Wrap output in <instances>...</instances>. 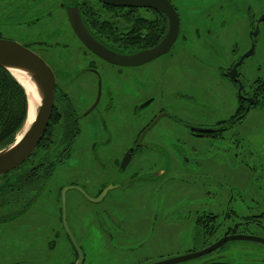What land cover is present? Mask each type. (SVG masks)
<instances>
[{
	"label": "flooded vegetation",
	"instance_id": "1",
	"mask_svg": "<svg viewBox=\"0 0 264 264\" xmlns=\"http://www.w3.org/2000/svg\"><path fill=\"white\" fill-rule=\"evenodd\" d=\"M170 1L178 11L173 0ZM74 5H79L84 22L90 32L104 45L120 53H134L157 45L164 38L170 27L169 17L164 12L151 7L117 6L104 3L100 0H62V3L60 2V8L64 9L67 22L70 25L67 7ZM247 13L250 19L255 17L253 8L250 6ZM262 14L256 19L254 27L250 29V46L240 54L237 53V47H232L233 56L235 55L239 58L234 60L230 67L228 65L220 66L225 68V73L220 75L230 80L234 88H236L238 97L235 110L230 117L224 116L226 114L225 103L224 115L215 106V90L219 87L220 92L226 93L223 85L218 86V83H216L206 89L205 96L207 100L205 104L209 111H204L203 115H201L202 113L199 115L196 107L201 100L202 89L200 88V93L197 94L195 92H191V94L183 92L181 95V91L177 88L178 79L176 75H172L169 65H163L162 63L160 65H154L152 63L156 59L169 54H187V56L191 54V50L185 44L182 46L178 44V48L175 46L176 51L171 53L176 41L180 40V36H182L181 24L179 35L171 49L156 59L140 65H119L104 59L82 42L71 25L73 33L77 37V48L72 49L69 43L65 41L66 39L64 41L57 40L54 42L56 45L57 43H62L58 47L65 50L66 64L62 76L64 78V85H61L62 88L56 86L55 106L53 110L55 117L49 126L46 139L44 143H39L32 155L26 160V164L25 161L16 169L0 176V180H4L10 173L16 174L13 180H11V184L4 185L0 188V225L25 218L28 212L39 203L43 196H45V201L51 199V192L45 193V189L58 166L64 165L66 160L75 154V151L78 153L81 152V157L83 158L80 159V166L69 169L63 167L64 172L67 171L65 173H69L72 179L61 189V206L58 212L53 208L43 207L40 218L37 215L29 218L32 221L37 219L41 223L35 222L24 225L25 227L34 226L36 236L38 232L42 234L43 239L40 241L45 240V246L48 249H52L53 247L57 248L59 244L60 247L65 245L61 242V238L63 237L61 236V231L63 230L66 237V244L70 243L75 252V260L69 264H75L79 259V255L64 223L62 190L65 186H81L90 195L88 190L94 187V181L102 182L100 186H97L99 190L93 196L98 198L107 186L113 185L116 190L121 191V193L117 194L119 198L114 199V203H116L115 201H120V199H126L127 201V195L135 192L134 189L137 186L134 184L135 182L143 186L145 184L155 183L157 184L155 187L157 192L163 189L166 183H180L184 184V187L191 186L194 188V183L202 177L206 179L213 178L221 183L220 181L226 178L224 176V166L227 164L226 158L221 159V157H227L228 146L217 144L216 142H227L228 132H231V134L232 132L242 133L240 128L235 129L234 127L241 123L251 108L256 105L257 98L255 96L259 92L257 89L259 84L258 78L256 80V83L258 82L257 86L254 88L255 95L252 93H244L246 86L244 85L242 71L240 70L242 64L236 69V78L231 77L230 71L234 68L235 63L240 57L251 48L253 43L256 45V52L258 45L256 39L259 35L260 23L264 21V18H261L262 16L264 17ZM54 16L55 14L52 10L45 15L36 16L30 21H25V23H40L44 20L43 24H45L48 19ZM256 29H258V34L251 35ZM62 33L64 34V31ZM185 38L186 36L183 35L181 39L183 40ZM22 43L39 53L48 62L42 50L51 49L50 42L41 39L35 33L29 32L28 38ZM48 43L49 45H47ZM69 48L71 50H68ZM73 54L76 57L71 58ZM71 61L74 63H71ZM49 64L54 70L55 68L52 63L50 62ZM69 65L75 67L72 69ZM69 70L71 73L77 70H80V72L70 75ZM141 76H144L146 81L155 85L154 87L150 86L153 94L132 101L130 91L137 87V84L133 83L132 80H138ZM199 76L202 75L199 73ZM87 78L91 79L88 83H86ZM115 79L120 81L118 89L122 87L124 88V92L117 89L114 95L112 86L114 87L113 82ZM240 81L243 83L241 90L242 96L239 90ZM192 83H195V79H192ZM90 86L93 91L90 89ZM71 88L74 89L70 91ZM71 94H75V96L72 97ZM76 96H78L79 100L76 99ZM221 96L225 99L224 95L221 94ZM104 98L106 103L103 106L102 101ZM241 101L247 103L244 109ZM211 108L213 112H211ZM220 108H223V105H220ZM194 113H197L199 117L195 116ZM228 118L232 119L230 123H227ZM99 120L106 132L102 136H93L90 130H92L93 124ZM83 130L89 132L90 138L88 145L80 149L79 138ZM206 141H210L211 144L208 145L210 146L209 148L205 145L207 149L203 150L198 143H206ZM236 143L229 146L236 148L238 146ZM42 147L50 150V152L56 150L54 158L45 157L44 159H38L36 150ZM83 154L85 156H82ZM209 158H212V160ZM52 162H55V167L50 172ZM84 169L86 171H83ZM161 171L164 172L160 173ZM91 172L94 173L93 176ZM197 172H202V175L196 174ZM88 180L89 182L84 183V181ZM203 184L202 182L201 185ZM71 190H76L78 194L86 197L77 189ZM109 191L106 192L104 198ZM68 192L69 190L66 193V223L73 238L81 247L85 261L86 253L83 248V241L81 240L83 234L81 231L76 232V226H79V222H74L68 211ZM197 193L202 195L200 190ZM226 194L227 192L217 195V198L220 200L219 206L202 209V213L193 215L195 218L191 217L192 215L188 211L183 218L179 219L183 220L180 224L187 223V229L189 230L191 228L190 230L194 234L190 236L192 242L197 241L195 228L199 227L198 224L202 221L203 224L206 223L208 221L207 219L218 222L213 229L214 231H220L222 228L224 230L221 236L204 247L213 244L226 234L227 236L252 234L264 237V233H252L243 229L250 225L251 221L248 219L243 218L237 220L233 218L234 221L226 226L221 223L225 211V208H222L221 205L224 201L223 199L227 198ZM182 196L183 198H191L195 194L193 191L188 190L187 192H183ZM126 201L124 200V202ZM80 215L83 217L85 214L80 213ZM91 215V223L95 221L96 225L100 226L98 229L102 231V227L105 226L99 219L94 218L96 214L92 213ZM115 215L119 217L118 214ZM235 215L243 216L237 213ZM235 215L234 213H228L227 217L232 219V216ZM253 215L258 216L257 218L259 220L263 218L261 213ZM259 220L258 222L255 221V225L264 231V223ZM57 225H60L62 230L58 229ZM109 225L104 229V232L108 234V242L115 244L129 242V239L135 237L138 232L134 230V232L130 233L131 230H126L128 226L121 224L120 221L119 224L113 223L116 229H113V226L110 225V228L113 230H108ZM202 227L204 226L202 225ZM229 242H226L219 250ZM153 258H156L155 261H157L160 257L145 256L140 258V260L147 261ZM217 258L219 257L217 256ZM217 258L214 257V259L207 263L222 262ZM1 259L2 263L0 264H19L21 262L28 264V262L44 261L45 257L32 260L24 256H10L6 262L0 256ZM144 261H139L137 264L148 263H144ZM33 264H36V262Z\"/></svg>",
	"mask_w": 264,
	"mask_h": 264
},
{
	"label": "rangeland",
	"instance_id": "2",
	"mask_svg": "<svg viewBox=\"0 0 264 264\" xmlns=\"http://www.w3.org/2000/svg\"><path fill=\"white\" fill-rule=\"evenodd\" d=\"M60 2L62 3V0H0V37L23 42L31 32L50 42L52 48L49 50L43 49L42 53L55 68L57 86L62 88L64 85L62 76L65 71L66 54L64 49L58 47L62 43L56 45L54 42L66 39L65 41L69 43L72 49L77 48L78 43L71 25L67 22L64 9L60 8ZM173 2L176 4L181 17V34L182 36L185 35L186 38L182 40V36H180V40L176 41L171 53L176 51L175 46L178 48V44L181 46L185 44L191 50L190 53L193 56L191 54H188V56L187 54H169L156 59L152 63L154 65H160V63L169 65L172 75H176L178 79L177 88L181 91V95L183 92L188 94L195 92L197 94L200 93L199 89H202L201 100L196 107L199 115L201 113L203 115L204 111H209L205 104L207 100L205 96L206 89L216 83H218V86L223 85L226 93L220 92L219 87L215 90V106L224 115L225 103L226 114L224 116L230 117L235 110L238 97L236 88L230 80L220 75L225 73V68L220 66L228 65L230 67L233 61L239 58L233 56L232 47H237V53L240 54L250 46V29L254 27L260 14L264 12V0H173ZM249 6L253 8L255 16L253 19H250L247 13ZM52 10L55 16L48 19L45 24H43L44 20L40 23H25V21H30L36 16L45 15ZM256 40L258 43L256 52L245 59L240 66V70L246 86L245 94L252 93L255 95L254 88L258 83H256V80L259 78L257 86L259 92L255 96L257 103L241 123L234 127L235 129L240 128L241 134L228 132L227 142H216L228 146L227 157H221V159L226 158L227 162L224 166V176L226 178L221 180V183L213 178L206 179L202 177L197 179L194 183L195 191L191 186L184 187V184L166 183L164 188L161 189L163 194L161 190L160 194V191L157 192L155 189L157 184L155 183L143 186L135 182L134 184L137 185L134 189L135 192L127 195V201L126 199H120V201H115L116 203H114V199L119 198L117 194L121 191L115 188L111 189L106 197L99 202L90 201L78 194L76 190H69L67 194L68 211L72 216V220L79 222V226H76V232L81 231L83 234L81 240L86 253L83 264H137L139 261H144L140 258L145 256H158L159 259H163L203 249L204 246L221 236L224 228L220 231H214L213 229L218 223L216 220L210 221V219H207V224H203L202 221L198 224L199 227L195 228L196 230L199 229L195 230L197 241L192 242L190 238L193 234L191 228L188 230L187 223L180 224L183 220L179 219L183 218L188 211L191 213V217L195 218L194 214L199 215L202 213V209L219 206L220 200L217 195L225 194V192H227V198L223 199L221 205L222 208H225L221 223L226 226L234 221L233 218L237 220L244 218L250 220L251 223L243 229L252 233H264L255 225V221L258 222L259 220L258 216L253 215L261 213L263 218L259 221L264 223V21L260 23L259 35ZM68 50H71V48ZM73 57L76 56L73 54L71 58ZM167 58L168 60H166ZM73 61L71 63H74ZM69 66L72 69L75 67L73 65ZM78 72L80 70L72 73L69 70L70 75ZM199 73L202 76H199ZM192 79H195V83H192ZM90 81L91 79L87 78L86 83ZM119 82L117 79L113 82L112 92L114 95ZM132 82L137 84L136 89L130 91L132 101L153 94L150 86L154 87L155 85L146 81L144 76H141L138 80H132ZM72 89L74 88H71L70 91ZM90 89L92 90L91 86ZM118 90L124 92L122 87ZM221 94L225 96V99ZM71 95L72 97L75 96V94ZM76 99L79 100L78 96H76ZM241 102L244 109L247 103L245 101ZM105 103L104 98L102 105L104 106ZM220 105H223V108H220ZM210 110L213 112L212 108ZM197 113H194V115L199 117ZM231 120L228 118L227 123H230ZM24 127L17 137L21 136L23 130H25ZM90 131L93 136H102L106 132L100 120L93 124ZM89 138V132L83 130L79 138L80 149L88 145ZM235 142L238 144L236 148L229 146ZM209 144H211L210 141L198 143L203 150L207 149ZM55 151L50 152L45 147L39 148L36 150L37 158H54ZM81 158H83L81 152L75 151V154L69 157L64 165L58 166L45 189V193L51 192V199L45 201V196H43L25 218L0 225V256L3 257L5 262L10 256H24L32 260L45 257L44 261L28 262V264L35 262L36 264H69L75 260L74 248L70 243L66 244L65 233L60 225L57 226L58 229L62 230L61 242L65 245L60 247L59 244L57 248L53 247L52 249L45 246V240L40 241L43 239L40 232L36 236L34 226L25 227L24 225L35 222L41 223L37 219L32 221L29 218L33 215L40 218L43 207L53 208L58 212L61 206V189L72 179L69 173H65L67 171L64 172L63 167L69 169L80 166ZM209 159L212 160V158ZM83 171H86V169ZM162 172L164 171L160 173ZM196 174L202 175V172ZM93 175L94 173H92ZM86 182H89V180L84 181V183ZM202 182L203 185H201ZM100 184L102 182L94 181V187L87 189L91 196L97 193L99 190L97 186H100ZM188 190L193 191L195 196L183 198L182 193ZM198 190L202 192V195L197 193ZM146 191H148L147 194H145ZM227 211L228 213H234V215L237 213L243 216L235 215L230 219L227 217ZM80 213L85 215L82 217ZM92 213L96 214L97 217L94 216V218L99 219L105 226L102 227V231L98 229L100 226L96 225L95 221L91 223ZM115 214H118L119 217ZM81 219L82 221H80ZM119 221L121 224L128 226L126 230H131L130 233L134 230L138 231L136 236L131 237L129 242L123 244L108 242L109 237L104 229L109 224L112 226L113 223L119 224ZM110 225L108 230L116 229L114 226L113 229L110 228ZM218 250L179 264H206L214 257L217 258V256L219 257L218 260L226 263L264 264L263 243L236 240L230 241L221 250ZM155 260L156 258L149 259L144 263ZM0 263H2V259ZM25 263L21 262L19 264Z\"/></svg>",
	"mask_w": 264,
	"mask_h": 264
},
{
	"label": "water",
	"instance_id": "3",
	"mask_svg": "<svg viewBox=\"0 0 264 264\" xmlns=\"http://www.w3.org/2000/svg\"><path fill=\"white\" fill-rule=\"evenodd\" d=\"M104 3L117 5V6H134V7H151L156 10L164 12L170 20V27L164 38L155 46L143 49L134 53H120L104 45L99 41L87 28L79 5L68 6L67 12L70 23L82 40V42L93 52L103 57L104 59L119 65H140L156 59L157 57L167 53L180 32L181 19L179 12L170 0H100ZM261 18H264L263 16ZM258 29L253 31L251 35H257ZM255 43L251 48L245 52L240 59L235 63L234 68L230 71L232 78H236V69L241 65L244 60L255 53ZM0 65L9 70L13 76L24 87L28 95V114L27 120L24 124L25 130L22 132L21 137H16L15 141L8 146L0 149V176L11 172L12 170L23 164L35 151L41 142L47 127L49 125L54 106H55V92L57 86L56 74L51 65L36 51L32 50L27 45L14 39H7L0 37ZM13 70H20L25 72L29 77L31 83L34 84L40 101L35 103V117L27 125L29 116V100L35 99L30 95L27 87L15 76ZM243 83L240 81V95ZM127 160V158H126ZM4 180H0V185ZM114 188L109 185L104 189V192L98 198L89 195L86 190L77 185L65 186L62 190V200L64 209V223L68 229L75 248L78 252L79 259L75 264H82L84 261V253L81 247L73 238L70 229L66 223V193L68 190L77 189L81 191L89 200L94 202L101 201L106 192ZM232 240H249L264 244V237L252 234H236L227 236L217 240L213 244L204 247L198 251H191L189 253L178 255L175 257L163 258L157 261L145 264H179L186 260L194 259L207 255L219 248L226 242ZM206 264H228L223 262H213Z\"/></svg>",
	"mask_w": 264,
	"mask_h": 264
},
{
	"label": "trees",
	"instance_id": "4",
	"mask_svg": "<svg viewBox=\"0 0 264 264\" xmlns=\"http://www.w3.org/2000/svg\"><path fill=\"white\" fill-rule=\"evenodd\" d=\"M27 114L28 95L26 90L9 70L0 65V149L15 141L27 120ZM54 117L55 112L53 111L48 128L40 144L44 143L49 126ZM54 163L52 162L50 165V172L55 167ZM15 175V173H10L4 179L0 188L4 185L11 184V180H13Z\"/></svg>",
	"mask_w": 264,
	"mask_h": 264
},
{
	"label": "bare ground",
	"instance_id": "5",
	"mask_svg": "<svg viewBox=\"0 0 264 264\" xmlns=\"http://www.w3.org/2000/svg\"><path fill=\"white\" fill-rule=\"evenodd\" d=\"M13 71H14L15 76L27 87V90L29 91L30 95L33 94L32 97H35V99L30 98L29 100V116H28V122H27V125H28L35 117L34 115L35 107L34 106H35V103L37 104V101L38 102L40 101L41 97H39L34 84L31 83L29 77L25 74V72H22L20 70H13Z\"/></svg>",
	"mask_w": 264,
	"mask_h": 264
}]
</instances>
